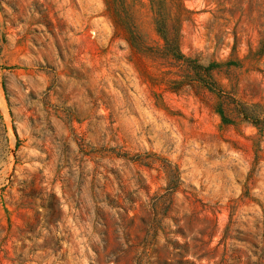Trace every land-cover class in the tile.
Returning a JSON list of instances; mask_svg holds the SVG:
<instances>
[{
	"label": "rangeland",
	"instance_id": "obj_1",
	"mask_svg": "<svg viewBox=\"0 0 264 264\" xmlns=\"http://www.w3.org/2000/svg\"><path fill=\"white\" fill-rule=\"evenodd\" d=\"M0 264H264V0H0Z\"/></svg>",
	"mask_w": 264,
	"mask_h": 264
},
{
	"label": "trees",
	"instance_id": "obj_2",
	"mask_svg": "<svg viewBox=\"0 0 264 264\" xmlns=\"http://www.w3.org/2000/svg\"><path fill=\"white\" fill-rule=\"evenodd\" d=\"M158 31L162 34V38L164 39L167 52H169L176 60L186 61L189 67L193 69L198 75L205 77V79H201L200 81L205 85H209L208 81H210V69L208 67H204L198 63H195L194 61L188 58H185L179 49L178 36H174L171 39L166 37V32L163 25H158ZM242 114L245 115V113Z\"/></svg>",
	"mask_w": 264,
	"mask_h": 264
}]
</instances>
